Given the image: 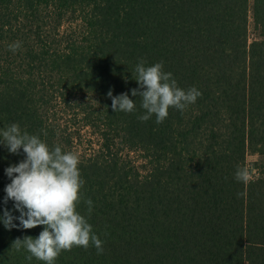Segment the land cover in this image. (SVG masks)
<instances>
[{"label": "trees", "instance_id": "trees-1", "mask_svg": "<svg viewBox=\"0 0 264 264\" xmlns=\"http://www.w3.org/2000/svg\"><path fill=\"white\" fill-rule=\"evenodd\" d=\"M73 18L58 44L49 19L54 29ZM141 60L163 62L202 96L162 123L141 121L131 95ZM110 90L127 92L135 110L115 112ZM62 105L76 110L64 127L50 116ZM13 123L75 153L72 125L99 133L98 148L77 153V210L104 251L74 247L55 264H264V0H0V130ZM125 150L141 154L145 170ZM248 150L261 156L251 168ZM24 158L0 144V216L5 207L20 214L4 203L5 169ZM238 167L250 170L247 184ZM43 228L0 220V264H44L12 247Z\"/></svg>", "mask_w": 264, "mask_h": 264}, {"label": "clouds", "instance_id": "clouds-1", "mask_svg": "<svg viewBox=\"0 0 264 264\" xmlns=\"http://www.w3.org/2000/svg\"><path fill=\"white\" fill-rule=\"evenodd\" d=\"M20 48L19 41L9 45L13 53ZM135 74L139 87L132 89L131 95L141 99V107L145 110L138 117L141 121H148L155 115L156 123H162L170 108L183 111L202 96L196 87H179L173 74L164 70L163 62L146 66V62L141 60L135 67ZM107 95L112 99L111 107L115 112L131 113L135 110V100L127 92L113 96L110 90ZM0 137V144L10 153L19 154L22 149L25 154L18 164L5 169L11 182L5 187L4 203L12 200L14 210L20 214L14 216L5 207L0 220L9 230L44 226L38 237H17L12 247L17 252L24 249L30 253L26 256L27 261L36 258L44 264H55L62 252L71 251L74 247L87 249L94 246L97 254H102L103 242L93 232L88 219L77 210L84 185L78 154L63 151L59 145L50 147L39 136L22 131L18 123L0 130ZM235 178L247 184L251 179L250 170L238 167ZM86 203L91 213L93 202L88 199ZM17 220L19 224L14 223Z\"/></svg>", "mask_w": 264, "mask_h": 264}, {"label": "rangeland", "instance_id": "rangeland-1", "mask_svg": "<svg viewBox=\"0 0 264 264\" xmlns=\"http://www.w3.org/2000/svg\"><path fill=\"white\" fill-rule=\"evenodd\" d=\"M76 19L73 18L72 22L67 23L65 22L63 25L59 24L60 26L58 28H52V24L54 23V21H50L49 19V25L47 26V28H51V31L54 34V38L55 41L58 42V44L60 43V39L62 40L66 34V32H70L73 28H69V24L71 26H73L76 23ZM62 22V21H61ZM60 22V23H61ZM75 27H79L78 25H75ZM257 33V30L255 28V21L253 19V14H250V19H249V36L251 38H253L255 36V34ZM52 115L51 119H54V117L56 118V120L60 121L63 123V127L66 126L65 122H66V118H72L74 117L76 110L67 106V105H62L59 107V110H55V108L53 107L52 109ZM81 115L78 116V118H80ZM81 123V122H80ZM71 131L77 132V134H79L80 137V141H78L75 146H76V151L79 154H90L95 148L99 147V137H98V132H94L92 128L88 127V126H83L82 124H76V125H72L70 127ZM99 142V143H98ZM120 142V140L118 141ZM124 154L126 156H132V158L135 160L132 164L135 165V168L139 169V170H145L144 166H141L142 162H143V158L142 155L139 154L137 155L135 152H128L127 150L124 151ZM261 156L259 153L253 151V150H248L247 152V156H246V161H247V167L251 168L253 163L257 160H260Z\"/></svg>", "mask_w": 264, "mask_h": 264}]
</instances>
